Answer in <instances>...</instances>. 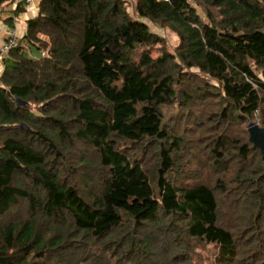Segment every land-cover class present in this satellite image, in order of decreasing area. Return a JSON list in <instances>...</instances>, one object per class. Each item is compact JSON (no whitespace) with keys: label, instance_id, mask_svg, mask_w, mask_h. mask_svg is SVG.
<instances>
[{"label":"trees","instance_id":"16d2710c","mask_svg":"<svg viewBox=\"0 0 264 264\" xmlns=\"http://www.w3.org/2000/svg\"><path fill=\"white\" fill-rule=\"evenodd\" d=\"M0 68V264H264V0H40Z\"/></svg>","mask_w":264,"mask_h":264},{"label":"crops","instance_id":"0c3cea01","mask_svg":"<svg viewBox=\"0 0 264 264\" xmlns=\"http://www.w3.org/2000/svg\"><path fill=\"white\" fill-rule=\"evenodd\" d=\"M40 0H32L31 3H26L22 0H15L14 4L12 5V8H15V6L22 2L20 5L21 11L17 13V15L14 18L12 26L4 25L0 22V48L3 45L7 33L11 28H16L19 32V35H23L25 31V23L27 20L34 18L38 14V3Z\"/></svg>","mask_w":264,"mask_h":264},{"label":"water","instance_id":"95a60500","mask_svg":"<svg viewBox=\"0 0 264 264\" xmlns=\"http://www.w3.org/2000/svg\"><path fill=\"white\" fill-rule=\"evenodd\" d=\"M23 104L22 102H19ZM24 128V126H21ZM249 133V142L254 148L260 150L262 159L264 160V128L257 123H250L247 127Z\"/></svg>","mask_w":264,"mask_h":264},{"label":"built area","instance_id":"2783aa9c","mask_svg":"<svg viewBox=\"0 0 264 264\" xmlns=\"http://www.w3.org/2000/svg\"><path fill=\"white\" fill-rule=\"evenodd\" d=\"M26 3H31L32 0H22ZM167 1V0H165ZM19 32L16 28H12L8 31L7 37L3 43V45L0 48V61L3 56H5L11 49L17 46L19 42ZM1 69V68H0Z\"/></svg>","mask_w":264,"mask_h":264},{"label":"rangeland","instance_id":"374dc122","mask_svg":"<svg viewBox=\"0 0 264 264\" xmlns=\"http://www.w3.org/2000/svg\"><path fill=\"white\" fill-rule=\"evenodd\" d=\"M154 29H156V28L154 27ZM156 30H158V29H156ZM158 32H159L161 35H165V32H164V30H162V29H159Z\"/></svg>","mask_w":264,"mask_h":264}]
</instances>
